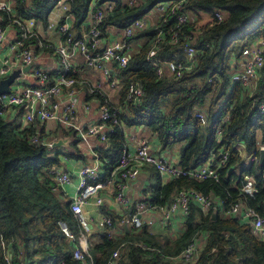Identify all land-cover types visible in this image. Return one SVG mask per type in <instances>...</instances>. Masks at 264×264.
<instances>
[{"label":"trees","instance_id":"1","mask_svg":"<svg viewBox=\"0 0 264 264\" xmlns=\"http://www.w3.org/2000/svg\"><path fill=\"white\" fill-rule=\"evenodd\" d=\"M58 1L15 0V13L34 19L46 28ZM170 1L180 0H142L134 6H129L125 0H67L75 17L73 28H79L87 20L91 3L96 7L114 4V12L99 25L103 37L109 35V28L124 29L149 14L157 4ZM182 11L190 15V20L181 27L178 42L159 50L156 57L149 58L157 35L154 27L129 39L140 45L127 67L118 71L123 84L120 105L125 103L132 83L142 84L145 96L139 105L126 104L125 113L118 115L119 125L108 135L110 148L104 152V158L109 160L104 163L107 174L100 180L107 178L124 148L121 125L144 126L158 136L164 150L180 146L178 165L183 168H199L213 151L221 148L229 152L225 165L218 170L219 182L187 177L171 179L154 186L147 203L164 206L172 202L179 190L193 188L212 193L221 207L207 215L191 203L184 230L174 239L150 234L146 227L138 232L124 231L117 237L113 228L123 219L112 214L109 216L112 225H103L97 234L98 240L90 248L88 264H107L115 250H119L120 264H183L179 256L197 235H206L201 251V261L206 264H264V239L252 234L249 223L221 216L219 210L227 209L239 198L238 189L244 175H252L257 185V192L247 197V204L260 213L264 209V161L245 165L238 149L242 145L247 155L258 154L259 145L264 141V115L256 118L259 105L264 103V68L252 94L230 80L232 60L238 59L245 47L264 36V0H183ZM217 12L223 16L221 22L216 17ZM174 24L171 21L166 27ZM187 37L193 39L196 49L194 67L178 78L170 74L159 78V63L187 62L181 49ZM100 99L104 101L103 97ZM223 99L229 104L230 120L222 124L223 135L218 143L216 128L220 117H215V110ZM110 107L113 112L114 106ZM204 109L210 121L206 128L195 117L197 110ZM20 119L8 120L0 115V228L4 241L21 264H83L73 257L79 245L80 225L70 209V199L53 190L54 183L48 174L50 169L61 166L64 156L82 158L77 148L79 140L70 134L73 142L66 153L49 148L44 142L51 134L44 125L36 120L23 126ZM36 133H39V142L32 143L29 138ZM238 167L240 173L235 171ZM60 222L67 224L74 235L73 241ZM0 264H5L1 244Z\"/></svg>","mask_w":264,"mask_h":264},{"label":"built area","instance_id":"2","mask_svg":"<svg viewBox=\"0 0 264 264\" xmlns=\"http://www.w3.org/2000/svg\"><path fill=\"white\" fill-rule=\"evenodd\" d=\"M125 1L129 6H134L142 0ZM10 3L0 2V11L10 12V23L19 30L17 40L10 48L15 50L17 69L33 65L31 71L36 77V85L23 88L18 85L16 90L11 89V93L0 96V115L5 116V112L10 108H27L26 106L32 107L38 105L37 110H30L26 114L27 123L32 124L36 120H39L41 123L45 121H57L66 133L73 134L74 138L78 139L79 142L86 143L90 151H92V147L89 144L90 136H97L103 141L107 140L108 135L114 132L115 125H119L117 117L121 114V111L118 107H114V111L112 112V108L110 107L112 104L111 100L103 94L100 85L91 86L88 89L91 96L99 95L100 98H104V101L100 102L98 122L86 126L77 122V104L74 101L61 100L63 92L64 95L67 94L64 90L65 87L70 88L81 82L80 69L73 61L74 55L76 53L83 55L86 66L102 72L107 78V83L112 88L122 89L123 84L118 77V71L127 67L134 53L132 42H129V39L142 30L154 27L157 35L149 53V58H154L159 50L171 43L178 42L181 27L186 25L190 20V15L182 11L183 0L160 3L152 10H155L159 15L156 23L149 22L147 14L145 17L136 19L130 25L121 29L122 37L113 40L109 38L110 33L107 37H103L99 25L105 17L110 16L114 12V4L107 3L101 7H96L93 2L90 4L87 23L83 24L86 32L82 36L80 33V37H78L72 31L73 27L71 23L75 22V17L71 13L70 4L67 0H60L55 8L63 12V18L57 28L62 42L55 48V51L59 56L61 67L57 77L52 79L49 73L41 67L36 66L35 50L31 46H28L32 41L34 43V38L37 37L34 30L37 21L16 16L11 10ZM216 17L219 22L223 20V16L219 12L216 13ZM171 21L175 22L174 26L166 27ZM113 29L117 28L111 27L109 31ZM5 38V30L0 27V45L5 41ZM37 45L42 48L49 47L48 43L45 42ZM181 49L187 62L168 61L164 64L159 63L157 71L159 78H162L166 74L174 75L178 78L185 71L194 67L196 64V49L193 45V39L187 37V41L181 46ZM263 68L264 36L259 37L250 46L245 47L238 59L232 60L231 83L239 84L246 93L252 94L257 88ZM10 69L7 62H5L0 67V78L7 77L11 72ZM144 96V86L139 82L132 83L128 87L125 103L139 105ZM70 97L71 95L68 94L67 100L71 99ZM85 109H88L87 105H85ZM229 111L230 107L227 104V99L221 100L215 110V117H220V122L216 128L218 143L221 141L223 135L222 124H226L230 120ZM262 115H264V103L259 105L256 118ZM195 117L200 120L203 127H209L210 121L206 113L197 110ZM22 123L23 126H26L23 121ZM38 136L39 133H36L29 139L32 143H38ZM54 143V140L47 139L44 142L49 148H53ZM238 149L241 150L245 162H249V164L260 163L261 152H264V141L259 145L258 154L247 155L246 148L242 145ZM94 155L97 157L96 152H94ZM228 157L229 152L221 148L217 152L213 151L207 161L199 168L187 169L180 167L178 163H173L162 153L152 151L146 140L137 139L133 147L124 146L120 158L113 165L105 180H100L103 175L107 174L100 163L82 166L78 171L77 192L70 198V209L80 225L79 245L73 252L74 260L88 264L86 258H91L89 251L93 243L89 241L87 236L89 228L83 215V208L90 203L96 206L103 204V198L96 194L102 185H110L113 188L114 199L120 208L124 210L132 208L128 221L125 222L123 220L121 223L128 224L131 231L138 232L144 228L145 219L143 216L148 206L145 202L133 204L127 195L128 183L136 178L138 169L151 165L159 174L169 180L187 177L198 181L210 179L217 183L220 180L218 170L225 165ZM48 174L54 183L53 190L66 195L64 188L73 184L71 174L65 171L62 165L50 169ZM238 190L239 198L235 199L227 209L223 210V216L237 218L244 223H249L252 234L258 239H264V209L263 213H260L246 202L247 197H253L257 192L254 177L252 175H244ZM216 202L217 200L212 193L207 194L193 188H183L174 196L171 203L157 207L156 211L160 215L163 228H166L171 224L172 217L175 214H180L185 218L190 212L191 203L195 204L204 214L208 215L212 211L217 210L218 207H221ZM219 210L222 209L220 208ZM102 224L110 226L112 225V220L104 218ZM60 225L70 240L73 241L75 239L74 235L69 231L67 224L60 222ZM205 240L206 235L193 237L189 245L179 256L183 264H206V262L201 261V251ZM0 244L5 264H21L18 263L17 255L13 252L11 246L5 243L1 228ZM119 257V250H115L111 254L107 264H120Z\"/></svg>","mask_w":264,"mask_h":264},{"label":"crops","instance_id":"3","mask_svg":"<svg viewBox=\"0 0 264 264\" xmlns=\"http://www.w3.org/2000/svg\"><path fill=\"white\" fill-rule=\"evenodd\" d=\"M0 2L6 4L7 2H11V10L15 13V0H0ZM9 13L7 11H0V27L5 30L6 34L5 41L0 45V67H2L4 63L7 62L8 66L11 68L10 71L12 72L18 67L15 58V50H12L10 46L17 40L19 30L16 26L10 23L8 17L11 16ZM15 15L17 14L15 13ZM147 17L149 19V22L152 21L153 23H156L159 15L154 10L150 11ZM62 18L63 12L55 8L48 17V25L46 28H44L41 23L37 21V25L34 27V30L37 34V37L34 38L35 44L33 43V41L31 42V44H28V46H31L35 50L36 66L41 67L43 70L49 73L52 79L57 77L61 67L59 64V56L56 53L55 48L58 47V45H60L62 42L61 35L57 29ZM85 23H87V21H85L83 24ZM71 24L73 27L74 21ZM83 24H81L79 28H72V31L78 37H80V33L82 36L86 32V28L83 26ZM109 33V38L113 40H117L122 37V32L119 29H113L109 31ZM43 42L48 43L49 47L42 48L37 45ZM131 44L134 50H136L140 45V43L138 44L135 42H132ZM84 60L85 59L83 55H81L80 53H76L74 55L73 61L74 64L80 69L81 82L70 88L65 87L64 90L67 94L64 95L63 92L61 98V100L64 99L65 101H74L77 104V122L85 126L98 122L101 99L100 97L91 96L88 92L89 87L96 85H100L101 91L111 100L112 106L118 107L121 112L125 113L124 107L126 106V103L120 105L121 88H112L107 83V78L102 74V72L98 71L95 68L86 66ZM18 85L22 88L30 85H36V77L33 75L31 70L27 73H22L18 80H16L15 83L11 86V89L16 90ZM68 94L71 95V99L69 100H67ZM85 105L88 106V109H85ZM26 107L27 108H10L9 110H7V112H5L4 117L8 120H15V118L18 119L19 117H21L20 120L23 121L25 125H28L29 123L26 122V114L30 110H37L39 106L34 105L32 107ZM206 109L200 111H203L207 114V112L205 111ZM21 111L22 114H20ZM41 124L44 125V129L46 130V132H49V134H51L46 138L47 140H54L56 142L57 140H59V138H63L64 142L70 141V144L73 142V138H70V133H66L57 121H45ZM121 127L123 128L122 130L124 134V146L133 147L137 142V139H144L149 143L152 151L162 153L173 163L179 164V145L164 150L161 147V142L158 136L152 133L149 128L144 126L126 127V125L123 124L121 125ZM62 132L66 134V136H63L64 134ZM70 144L66 147L62 146L55 148L66 153L67 150L71 149ZM89 144L92 147V151L87 148L86 143H78L77 148L80 152L79 155L82 156V158L73 159L64 156L61 160L62 168L71 174L73 180V184H70L64 188L66 195H63V197H65L66 200L70 199L77 192L78 171L82 166L95 165L96 163H100L104 169V163H109V160L104 158V152L107 148H110L108 139L103 141L100 140L97 136H90ZM94 152L97 153V157L94 155ZM158 174L159 172H157V170L151 165H147L138 169L136 178L128 183L127 195L132 200L133 204L145 202L148 206L143 217L145 219L144 227L147 228L150 234H159L167 237L169 234L172 235V237L169 238L174 239L176 238V236L180 235L183 232L185 218L180 214H175L172 217L171 224L168 227L163 228V224L160 221V215L156 211L157 206H152L147 203L149 198L151 197L152 188L157 184H164L169 180L168 178L163 177L161 174ZM96 194L103 198V204L100 206H96L95 204L90 203L83 208V215L87 221L89 228L87 236L89 241L93 244H95V242L98 240L97 234L103 227L102 221L104 218H110L113 214L119 216L126 222L128 221L130 213L132 212V208L130 210H124L119 207L116 200L114 199V190L110 185H102L98 189ZM125 224L119 223V221L116 223L115 227L113 228V233L117 237L124 231L126 233H131L130 228L129 232L124 229Z\"/></svg>","mask_w":264,"mask_h":264},{"label":"water","instance_id":"4","mask_svg":"<svg viewBox=\"0 0 264 264\" xmlns=\"http://www.w3.org/2000/svg\"><path fill=\"white\" fill-rule=\"evenodd\" d=\"M32 67H33V65H28L22 69H16V70L12 71L7 77L0 78V96L11 93V86L15 83L17 78H19L22 73L29 72ZM69 144H70V141L64 142L63 138H59V140H57L54 143L53 148L62 147V146L66 147V146H69ZM263 161H264V152H261L260 163H262ZM214 217H215V215H214ZM124 229L127 232L130 231L127 224L124 225Z\"/></svg>","mask_w":264,"mask_h":264},{"label":"rangeland","instance_id":"5","mask_svg":"<svg viewBox=\"0 0 264 264\" xmlns=\"http://www.w3.org/2000/svg\"><path fill=\"white\" fill-rule=\"evenodd\" d=\"M258 135H259V133H258ZM261 139H262V138H261V136L259 135L258 140L261 141ZM248 164H249V162H245V165H248ZM235 171H236L237 173H240L241 168L238 167V168L235 169ZM220 214H221V216H223V210H220ZM168 237H172V235H169V234H168Z\"/></svg>","mask_w":264,"mask_h":264}]
</instances>
